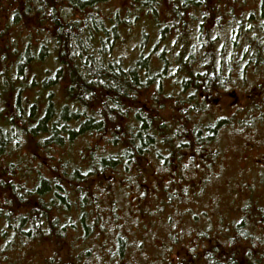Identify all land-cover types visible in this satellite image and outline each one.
Returning a JSON list of instances; mask_svg holds the SVG:
<instances>
[{
  "label": "trees",
  "instance_id": "1",
  "mask_svg": "<svg viewBox=\"0 0 264 264\" xmlns=\"http://www.w3.org/2000/svg\"><path fill=\"white\" fill-rule=\"evenodd\" d=\"M0 264H264V0H0Z\"/></svg>",
  "mask_w": 264,
  "mask_h": 264
}]
</instances>
